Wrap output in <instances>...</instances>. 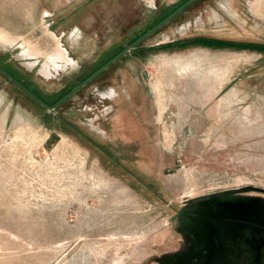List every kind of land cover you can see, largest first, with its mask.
I'll use <instances>...</instances> for the list:
<instances>
[{
    "label": "rangeland",
    "instance_id": "374dc122",
    "mask_svg": "<svg viewBox=\"0 0 264 264\" xmlns=\"http://www.w3.org/2000/svg\"><path fill=\"white\" fill-rule=\"evenodd\" d=\"M184 1L0 0V264H264V0H196L53 111L3 73L54 103Z\"/></svg>",
    "mask_w": 264,
    "mask_h": 264
},
{
    "label": "flooded vegetation",
    "instance_id": "af4514ba",
    "mask_svg": "<svg viewBox=\"0 0 264 264\" xmlns=\"http://www.w3.org/2000/svg\"><path fill=\"white\" fill-rule=\"evenodd\" d=\"M189 0H186L184 1L183 3H181L177 8H175L174 10H172L164 19L160 20V22H158L155 26H153L152 28H150L149 30H147L145 33H143L142 35L139 36L142 37L144 34H146L148 31L152 30L154 27H156L159 23L163 22L165 19H167L172 13H174L178 8H180L182 5H184L186 2H188ZM196 0H193L192 2H190L189 4H187L184 8H182L180 11H178L175 15H173L172 17H170L168 20H166L161 26H159L158 28H156L152 33H150L147 37H145L143 40H145L146 38L150 37L155 31H157L158 29H160L163 25L169 23L172 19H174L177 15L181 14L185 8H187L190 4H192L193 2H195ZM137 38V39H139ZM136 39V40H137ZM136 40H134L133 42H135ZM142 40V41H143ZM141 41V42H142ZM132 42V43H133ZM141 42H139L137 45H135L131 50L135 49ZM132 43H130L129 45H131ZM128 45V46H129ZM126 46V47H128ZM126 47L122 48V50H120L117 54H114L110 59H108L106 62H104L97 70H95L94 72H92L87 78H89L91 75H93L96 71H98L100 68H102L104 65H106L111 59H113L115 56H117L121 51H123ZM130 50V51H131ZM129 51V52H130ZM127 52V53H129ZM124 54L123 56L119 57L116 61H114L113 63H111L110 65H108L105 69H103L100 73H98L96 76H94L87 84L91 83L95 78L101 76V75H104V74H107L111 68L113 66H115L116 64H118L120 61H121V58L126 56L127 55ZM115 77V71H113L111 74L107 75V76H104V83H110L109 84V89H108V94L104 97V100H107V104L105 105L106 106V113H105V116L107 117H110V116H124V112L122 111L123 108H124V105H123V99H124V91H121V89L119 90V88L117 87H114L115 86V83L114 81L117 80V82H119V79L116 77V79L114 78ZM87 78H85L83 81H85ZM128 77H126L125 79L123 80H120L121 81V84L122 86H125V89L129 90V92L132 94V88L129 86V81L126 80ZM11 81V80H10ZM17 81V80H16ZM82 81V82H83ZM12 82V81H11ZM18 82V81H17ZM81 82V83H82ZM13 84H15L14 82H12ZM20 83V82H18ZM21 86H23V88L19 87L18 85L17 88L22 91L26 96L30 97L32 100H34L35 102H37L44 110L46 111H49L47 110L44 106H42L37 100H35L33 97L30 96V93L33 94L35 97H37V99H39L40 101H42L45 105L49 106V107H53L54 105H56L63 97H61L60 99H58L57 101H55L54 103H50V99H47L45 97V99L42 97H39L37 95H35L26 85L20 83ZM80 84V83H79ZM78 84V85H79ZM86 84V85H87ZM77 85V86H78ZM84 85V86H86ZM75 86V87H77ZM83 86V87H84ZM82 87V88H83ZM80 88V89H82ZM74 89V88H73ZM72 89V90H73ZM80 89H78L77 91H79ZM76 92H74L73 94H71L66 100L62 101L61 103L57 104L55 108L59 107L61 104L65 103L66 101L70 100L71 98H74L75 95H76ZM70 93V92H69ZM68 93V94H69ZM67 95V94H66ZM65 95V96H66ZM133 98L135 97V95H132ZM53 109V110H54ZM119 114V115H118ZM106 120V118H105Z\"/></svg>",
    "mask_w": 264,
    "mask_h": 264
},
{
    "label": "water",
    "instance_id": "95a60500",
    "mask_svg": "<svg viewBox=\"0 0 264 264\" xmlns=\"http://www.w3.org/2000/svg\"><path fill=\"white\" fill-rule=\"evenodd\" d=\"M193 0H189L188 2H186L184 5H182L180 8H178L174 13H172L167 19H165L163 22L159 23L156 27H154L152 30L148 31L146 34H144L142 37H140L139 39H137L135 42H133L131 45H129L128 47H126L123 51H121L117 56H115L113 59H111L106 65H104L102 68H100L98 71H96L93 75H91L89 78H87L85 81H83L82 83H80L77 87H75L69 94H67L66 96H64L57 104L61 103L62 101L66 100L71 94H73L74 92H76L78 89L82 88L84 85H86L94 76H96L98 73H100L103 69H105L108 65H110L111 63H113L114 61H116L119 57L123 56L124 54H126L127 52H129L135 45H137L139 42H141L145 37H147L150 33H152L156 28H158L159 26H161L166 20H168L170 17H172L173 15H175L178 11H180L182 8H184L187 4H189L190 2H192ZM5 74V76L11 80L12 82H14L16 85H18L19 87L23 88V86H21L20 83H18L15 79H13L10 75H8L6 72H3ZM30 96L33 97L35 100H37L42 106H44L47 110L49 111H53L54 107L57 105H54L53 107H49L47 105H45L42 101H40L39 99H37V97H35L33 94L30 93Z\"/></svg>",
    "mask_w": 264,
    "mask_h": 264
},
{
    "label": "trees",
    "instance_id": "16d2710c",
    "mask_svg": "<svg viewBox=\"0 0 264 264\" xmlns=\"http://www.w3.org/2000/svg\"><path fill=\"white\" fill-rule=\"evenodd\" d=\"M8 74V73H7ZM8 75H10V74H8ZM11 76V75H10ZM12 77V76H11ZM13 78V77H12ZM14 79V78H13Z\"/></svg>",
    "mask_w": 264,
    "mask_h": 264
}]
</instances>
